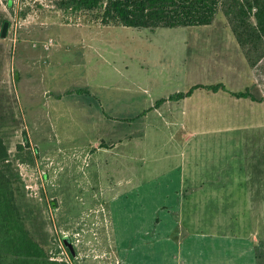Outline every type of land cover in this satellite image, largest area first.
<instances>
[{
  "label": "rangeland",
  "instance_id": "obj_1",
  "mask_svg": "<svg viewBox=\"0 0 264 264\" xmlns=\"http://www.w3.org/2000/svg\"><path fill=\"white\" fill-rule=\"evenodd\" d=\"M61 1L69 0H0V116L14 126L4 138L21 177V203L36 217L30 230L46 236L48 256L68 264H252L253 241L264 264V192H165L176 185L160 175L183 153L169 142L170 130L157 131L158 122L143 127L145 106L135 102V88L173 89L160 85L192 72L193 47L206 30L103 26L97 11ZM254 125L211 124L197 142L237 138L246 144L230 146L234 159L264 163V61ZM25 136L30 149L21 163L15 150ZM117 139L113 148L105 143ZM201 144L184 146L185 170L197 158L206 174L205 157L217 147ZM100 148L108 151L96 153ZM131 154L132 176L123 171Z\"/></svg>",
  "mask_w": 264,
  "mask_h": 264
},
{
  "label": "crops",
  "instance_id": "obj_2",
  "mask_svg": "<svg viewBox=\"0 0 264 264\" xmlns=\"http://www.w3.org/2000/svg\"><path fill=\"white\" fill-rule=\"evenodd\" d=\"M221 14V12L217 13L210 25L197 26L204 28L209 35L203 38L197 37L193 47L192 72L189 75L182 73L183 75L165 78L166 81H171L160 85L163 88L173 87V89L155 92L151 90L150 84L135 88L141 99L135 102L144 103L143 106H145L140 114L143 118V127L155 128V122H158L160 126L157 131L159 132L161 128L170 130L169 142L179 146L178 153H183L179 154V165L160 175L168 178L166 186L176 185L173 189H165V192L174 190L175 193H179L187 189L198 192L201 190L199 186L208 187L206 192H264V163L256 162L255 159L248 161L247 164L246 158L239 160L234 159V155L231 156L230 146L245 145L243 140L203 138L209 141L197 142L198 134L208 133L205 130L211 124L217 128H229L232 123H250L257 127V66L264 61V57L251 65L238 44L231 26L223 15L221 18ZM218 19H220L219 23ZM210 38L216 42L212 43ZM207 39L208 42H206ZM201 59H204V63L199 62ZM214 87H217L216 91L208 90ZM193 88L197 89L186 95ZM177 94L185 96L181 99H169ZM237 94H245V97L235 96ZM160 100L164 102L157 105ZM116 142L105 143H109L113 148L121 144L118 139ZM201 143H206L207 146L216 145L218 148L210 149L207 153L209 155L205 157L206 174H199L197 158L190 159L191 164L187 170L181 163L185 156L184 146ZM107 149L100 148L96 153L108 151ZM215 151L216 153H213ZM125 160L127 164L123 171L132 176L135 170L133 165L135 159L131 154ZM234 160L236 163L233 167L236 168L230 167L231 161ZM140 172L138 169L135 173L141 176ZM256 177L257 190L254 188ZM231 186L236 189H231ZM251 245L253 247L252 243ZM251 262L255 264L253 256Z\"/></svg>",
  "mask_w": 264,
  "mask_h": 264
},
{
  "label": "trees",
  "instance_id": "obj_3",
  "mask_svg": "<svg viewBox=\"0 0 264 264\" xmlns=\"http://www.w3.org/2000/svg\"><path fill=\"white\" fill-rule=\"evenodd\" d=\"M61 4L71 10L97 11L103 26L149 30L206 26L221 12L250 64L264 57V0H69ZM6 6L10 8L11 1ZM251 51L256 52L255 58H251ZM208 90L216 91L217 87ZM184 96L177 94L169 99ZM235 96L245 97V94ZM163 102L160 100L157 105ZM9 113L13 120L14 113ZM2 120L0 116V264H68L51 259L46 236L35 238L30 230L36 217L32 208L21 203V177L4 138L5 130H13L14 126L11 121L6 126ZM24 139L25 144H17L15 150V157L21 163L25 162L22 155L30 149L26 136ZM252 244L254 263L263 264L260 247L257 242ZM66 250L74 260L75 253L67 246Z\"/></svg>",
  "mask_w": 264,
  "mask_h": 264
},
{
  "label": "water",
  "instance_id": "obj_4",
  "mask_svg": "<svg viewBox=\"0 0 264 264\" xmlns=\"http://www.w3.org/2000/svg\"><path fill=\"white\" fill-rule=\"evenodd\" d=\"M7 28H8V22H4L2 25V29H1V37L4 38L7 32ZM66 246L73 251V248L71 246V243L69 241V239H64Z\"/></svg>",
  "mask_w": 264,
  "mask_h": 264
}]
</instances>
